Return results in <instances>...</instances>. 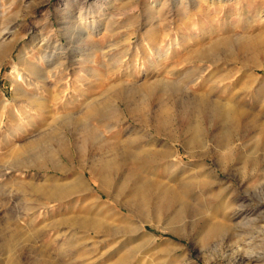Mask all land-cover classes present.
I'll return each instance as SVG.
<instances>
[{"label":"rangeland","instance_id":"1","mask_svg":"<svg viewBox=\"0 0 264 264\" xmlns=\"http://www.w3.org/2000/svg\"><path fill=\"white\" fill-rule=\"evenodd\" d=\"M235 1H223L215 4L216 6L210 9L205 0H199V2L197 0H0V31L5 27L13 28L12 30L15 31V36H11L13 41L10 46L12 54L0 66V174H3L7 167H13L20 162L17 161L19 156L15 154L11 155V147L6 142V138L10 139L13 147H16L27 143L37 134L36 128L29 125L26 116L22 114L23 107H26L29 114L32 117H36L37 113L34 106L22 105L16 98V88L20 87V85L37 96L43 94L48 98H52L51 94L53 92L60 93V100H55L52 104L53 112L58 111L61 114H66V111L71 110L74 115H81V112L83 115V110H85L89 100L104 99L107 96H112L113 100L121 104L124 115V123L119 128L120 132L116 133L115 131L109 136V141H111L114 147H110L111 145L106 146L102 153H100L98 149L99 145L91 143L90 151L94 153V156L96 155L94 159L92 155L80 156L78 154L75 138L71 133V129L66 127L69 124L64 122L60 124V126H63V131L58 128L55 132L59 133L58 137L55 136L53 139H49L51 141L49 145L56 144L57 139L62 137L65 139L66 153L62 155L57 154L51 158H41V160L39 159V153H36V151L43 148L44 145L29 146L25 148L27 152L21 156V162L26 166L17 169L18 173H14L15 178L13 183L6 184L5 178L0 176V197L6 198L9 191L12 190L11 199L14 201L8 203L7 208L13 205L15 208L17 206L16 209H23V207H26L32 201L30 195L33 193L34 184L38 183L44 186L54 184L58 185V187L67 186V184L73 182L84 171L86 180L89 183L91 182L89 189L82 183V186L77 191L69 190L63 195L64 197L58 198L59 200L50 201L47 198L44 199V205H52L54 207L52 212L43 215L41 213L42 209L38 208L35 210V220L31 229L22 227L24 230L26 229L25 235H34L32 237L37 241V245L32 247L31 241H28L26 237H21L19 238V241H21L19 245L21 247L29 253L36 248L42 247L48 250V253L56 257V259H60L59 264H70L72 258L58 254L60 253L58 249L59 241L56 240L57 228L62 226L66 217L73 218L76 221L82 218L104 217L103 220L108 223L109 219L105 215L111 207L117 208L119 212L127 213V209L113 197L108 196L100 190L98 180L84 167L95 166L101 157L109 158L114 156L117 152L115 151L116 149L122 150L124 148L123 145H131L134 138L151 140L147 146L148 148L154 146L160 148L163 144L167 143L165 136H156L152 131V126L143 125L146 123H143L140 119L143 115L152 118L154 113L152 109L155 107V102L147 98L149 89L146 86L160 80L163 81L165 78L176 80V76L172 75L168 69H171L174 65H177V68L192 65L193 63H189L192 60V56L188 55L187 50L192 49V47L196 48L200 43L201 45L209 44L218 35L231 32V30V33L245 36L260 33L264 41V23L256 22L254 25L248 26L245 21L246 19H253V15L262 4L260 0H248L252 4L247 9L249 11L243 13L241 17L238 16V10L235 9L231 17L228 18L231 21V25L227 28L223 27V22L227 19L226 9H223V7L228 8ZM81 12L89 15V22L95 21L92 23L97 30L95 32V39H97V43H99L103 50L111 49V54L121 55V57L126 58L125 52L127 49L138 46L139 56L135 57L137 66L134 68V76L139 77L130 79V82L132 84L135 83V85L144 84L145 88L141 90L142 95L132 85L129 88L113 86L115 81L118 82L124 76L117 72L110 73L109 77L105 76V63L107 62L103 59L100 52H98L100 55L98 61L80 60L82 58V51L79 46V40H76V43L69 42L65 31L70 25L77 24L75 17ZM241 18H244L243 22H239ZM110 28H113L112 32ZM78 30L80 29L76 30L75 37L80 34ZM156 31L159 33H156ZM40 34H43L45 37L51 36L66 51L62 57L67 60V63L64 64L65 66H62L64 71L60 76V82L57 84V81L53 78L49 81L51 86L48 88H43L41 85H38V87L30 86L26 82L22 83L21 80L16 81L15 73H13L14 64L20 69L25 68L22 61L23 58L19 53L24 47H26L29 58L34 60V58L38 57L37 49L31 43ZM173 38H177L179 41L183 38H188V48L185 49L180 45L174 46L168 58L159 62L157 45L164 51L168 48ZM90 50L92 51V49ZM147 52H149L148 55L152 56L153 63L151 59H148L149 56L146 57ZM141 55L143 56V60L140 58ZM81 66L84 68L83 70H79ZM237 68L238 66L233 61L216 67L215 73L208 80L209 83L204 82L199 86H192L191 84L188 93H203L206 88L209 89V84L214 83V80L218 79V77L233 73ZM140 69L144 70L147 75L143 73L140 75L137 72ZM251 73V70H242L241 78L237 79L234 87L226 92L227 95L223 99L228 100L232 97V94H235L237 95L236 100L240 99L244 102L247 109L259 116H264V69L257 75L259 80L254 83L253 89L250 91L247 89L248 84H246V81L249 79L248 75ZM104 77L108 78L103 79ZM230 82L231 80L227 81V83ZM101 84L103 87H101ZM137 92L147 102L145 104L146 108H143V115L131 112L128 107L130 103L136 100L134 99V95ZM222 94L219 92V97H222ZM4 100L9 103L8 108L4 107ZM18 106H23L21 107L22 110ZM16 118L19 120V124L16 122ZM37 119L38 123H41L38 117ZM173 123L174 125L171 127L172 131L176 133L177 137L180 136V141H177L178 143L174 142V144H178V147L180 146L179 158L183 159L186 165H180L174 160V157H171L170 160L168 159L164 163L160 162L158 168L153 173L140 172L141 177L148 178L151 181L153 190L151 193L152 202L159 201V191L163 187H166V185L167 187L176 189L178 192H182L183 183L192 181L197 186L196 188L193 186L192 193L183 195L184 199L196 207L206 203V200L212 196L213 192L206 191L204 186H200L197 183L203 176H196L197 172L201 169L200 164L204 163L208 167L216 169L219 179L226 183H231L232 188L228 197H226L227 199L223 198L215 206L216 210L209 209L207 212L204 210L203 215L206 214L205 216L209 220L221 219L222 215L226 214L228 217L231 209L236 208L241 214L229 217V220L227 219L235 228H231L221 236L213 238L205 247L198 243L196 239L198 226L200 225L197 219L201 217V214L185 215L183 219L176 222L165 217L151 218L150 223L146 225L145 230L147 231V235L142 238L143 240L125 239V237L118 236L115 233L114 235L108 234L105 231L94 234L95 236L92 239L84 238L83 241L88 243V247L91 249L84 259L92 261L93 264H112L123 256L126 257V261L123 264L264 263V148L262 146H255V142L260 135L258 133H254L253 137L246 135L244 137V133L242 136L238 135L236 145L231 149H222V152L214 142L208 141L206 147L203 149L204 154L196 158L188 155L187 150L181 144V141H184L188 137L189 132L183 130L175 120ZM18 125L26 128L28 132H22L18 128ZM41 129H47L44 122L41 123ZM84 129L85 126L82 123H75L74 130L83 133ZM10 130L17 131V137H13L9 133ZM64 132H68L67 135L70 138ZM118 146L122 147L118 148ZM229 152L233 153L234 160L222 162L223 167H221V159L219 157L223 153ZM60 156H62L61 164H56V159L60 158ZM237 157L247 160L253 159L254 166L241 162L238 163ZM125 173L123 174L122 171L115 173L113 179L115 184L111 187V192L118 194V198L122 201H126L132 196L130 192L132 190L126 185L129 175L127 172ZM231 196L235 199L233 203H229V200L232 199ZM226 207L229 208L227 209ZM0 209V213H3L5 207L0 205ZM172 212L174 211L172 210L170 213ZM29 219L26 216L24 220L28 223ZM134 219L138 220L139 218L135 216ZM193 220H196L195 223L193 222L196 224L194 228L190 226ZM46 225H49V227ZM178 225L185 226L181 230L183 235L172 231L171 228H175ZM203 227L205 228L206 226L203 224L199 229L201 230ZM35 230L40 231L41 235L35 236ZM233 233L236 235H233ZM155 237L157 238L155 239ZM30 257L33 258V255H30ZM39 257L42 258V255Z\"/></svg>","mask_w":264,"mask_h":264},{"label":"bare ground","instance_id":"2","mask_svg":"<svg viewBox=\"0 0 264 264\" xmlns=\"http://www.w3.org/2000/svg\"><path fill=\"white\" fill-rule=\"evenodd\" d=\"M197 1L199 2V0ZM205 1L207 2L209 8L213 9L216 6L215 4L231 0ZM260 1L262 4L253 15V19L245 20L248 26L252 24L254 25L256 22L264 23V0ZM251 4L252 3L248 0H236L232 6L228 8L223 7V9H226L225 13L227 14V19L223 22V27L227 28L231 25V21L228 18L231 17L235 9L238 10V16L241 17L243 13H247L249 11L247 9ZM75 20L77 24L70 25L66 28L67 30L65 29V32L66 38L69 39V42L76 43L79 40V46L82 51V58L80 60L98 61L100 57L98 52H100L103 59L107 62L105 63V76L109 77V74L114 72L120 73L124 76V78L119 79L118 82H113V86L129 88V86L132 85L133 87L135 86L139 94L142 95L141 90L145 88L144 84L135 85V83L132 84L130 82V79L139 77L134 76V68L137 66L135 57L139 56L138 46L128 48L127 51L125 50V56H127L126 58L121 57V55H113L110 53L111 49L103 50L99 43H97V39H95V32L97 30L95 25H92L95 21L91 19L92 22H89V15L87 13L81 12L75 17ZM243 21L244 18L239 19V22ZM12 29L10 27H5L0 31V66L7 60L9 55L12 54L10 46L13 41L11 36L15 33ZM77 29H80L78 30V32L80 31V34H78L76 38L75 33ZM110 31L112 32L113 28H110ZM158 31H156V33ZM231 32L218 35V37L209 44L201 45L200 43L196 46V48L192 47V49L187 50L188 55L192 56V60L189 63L193 64L189 66L186 65V67L182 66L181 68H177V65H174L171 69H168L172 75L176 76V80L165 78L163 81L160 80L146 86L149 89L147 98L155 102V107L152 109L154 111L152 118H148V116L143 115V108L147 102L144 101L145 99H142V96H140L138 92L136 93L138 95L134 93V99L136 100L129 104V110L143 115L142 118L139 116L141 121L146 123L143 125H151L152 131L155 135L165 136L167 143L163 144L160 148L155 146L148 148L147 146L150 144L151 140L146 138H134L132 142L130 141L131 145H123L124 148H122V150L116 149L115 151L117 152L114 156L109 158L101 157L98 164L95 166L92 165L89 168L84 167V169L88 170V172L98 180L100 190L108 196L113 197L118 203L127 209V213L122 211L119 212L117 208L111 207L109 212L105 215V217L109 219L108 223L103 220L104 217L82 218L77 221L73 218L66 217L62 226L57 228L58 231L56 240L59 241L58 249L60 253L58 254H63L64 257L67 256L72 258L70 264H93L92 261L84 259V257L87 256L91 250L88 247V243L83 241L84 238L87 237L92 239L95 236L94 234H99L105 231L106 233L108 232V234L114 235L115 233L118 236L125 237V239H142L145 235H147V231L145 229L146 225L150 223L151 218L165 217L176 222L183 219L185 215L201 214V217L197 219L200 225L198 226L196 239L198 243L205 247L213 238L221 236L224 232L231 228H235L233 224H230L228 218L239 216L241 214V212L236 208L231 209V212L228 213V217L226 214L222 215L221 219L209 220L205 216L206 214L203 215L204 210L206 212L209 211V209L216 210L215 206L221 202L223 198L228 197L232 188L231 183H226L225 181L219 179L216 169L208 167L204 163L200 164L201 169L197 172L196 176H203V178L197 183H199L200 186H204L206 191L208 190L213 193L212 196L206 200V203L200 204L198 207L192 205L183 197V195L193 192V186L196 188L197 184H193L192 181H186L183 183L182 192H178L176 189L167 187L166 185V187H163L159 191V201L157 200L156 202H152L151 193L153 190L151 181L148 178L140 176L141 171L149 173L155 172L160 162L164 163L168 159L170 160L171 157H174V160L180 165H186L183 159L179 158L178 153L180 152V146L178 147V144H174V142L180 141V136L177 137L176 133L171 129L174 125V120L177 124L179 123V126L183 128V130L189 132V134L187 133L188 137L184 141H181V144L187 150L188 155L192 157L197 158V156H202L204 154L203 149L206 147V143L208 141L214 142L220 151L222 149H231L236 145V141L238 140L237 136H242L243 133L244 137L245 135L253 137L254 133H258L260 136L257 141L255 140V146H262L264 148V116H259L253 113V111L247 109L244 102L240 99L236 100L237 95L235 94H232V97L228 100L223 99L224 96L227 95L226 92L234 87L237 79L241 78L242 70L252 71V73L248 75L249 79L246 81V84H248L247 89L250 91L253 89L254 83L259 80L257 75H259V73L264 69V41L262 40L260 33L245 36ZM156 36L158 35L156 34ZM187 40L188 38H183L181 41L177 38H173L170 41L168 48L164 51L157 45L158 61L162 62L163 60H166L174 46L180 45L185 49L188 48ZM31 44L37 49L38 57L32 60L27 55L26 47L21 49L19 53L23 58L21 59L25 68L20 69L16 64H14L13 73H15L16 81L21 80L22 83L26 82L30 86L38 87V85H41L43 88H48L51 86L49 81L54 78L58 84L60 82V76L64 71L62 66L67 63V60L62 57L66 52L63 50V46L51 36L45 37L43 34H40L39 37L34 39ZM156 44L158 43L156 42ZM90 49H92V51ZM121 52L123 53V51ZM148 53L149 52L146 53V57L149 56L148 59H151L153 63V58L150 54L148 55ZM140 58L143 60L142 55ZM229 61H233L235 65L238 66L233 73L228 71L230 74L224 75L220 78L218 77V79L214 80V83L209 84V89L206 88L203 93H188L191 84L192 86H199L204 82L209 83L208 80L215 73L216 67L223 66ZM83 69L84 68L81 66L79 70ZM137 72H139L140 75L141 73L147 75V73H145L142 69ZM106 78L104 77L103 79ZM229 80H231V82L227 83ZM101 87H103L102 84ZM219 92L223 93L222 97H219ZM15 93L16 98L22 105H33L37 113L36 117H32L29 114L28 109L21 106L23 107L22 114L26 116V120H28L29 125L33 126L37 130V134L34 138L27 143L16 147H13L10 139L6 138V142L11 147V155L15 154L19 156L17 161L20 162L22 161L21 156L27 152L25 148L33 145H35V147L37 145H44L43 148L40 147L41 149H37L36 151V153H39V159H45L47 157L51 158L57 154L62 155L63 153H66L65 139L62 137L57 139L56 144L49 145V142H51L49 139H53L55 136L58 137L59 133H55L57 129L59 128L63 131V126H60V124L64 122L69 124L66 127L71 129V133L75 138V145L80 156H94V153L90 151L91 143L99 145L98 149L100 150V153H102L106 146L111 145L110 147H114L111 141H109V136L115 131L116 133H119V128L124 123L122 106L120 103L113 100L112 96H107L104 99L89 100L86 104L85 110H83V115L82 112L80 113L81 115H74L71 110L66 111V114H61L58 111L53 112L52 104L55 100L58 101L61 98V95L58 92H53L51 94L52 98H48L43 94L37 96L22 88L20 85V87L16 88ZM66 105L68 106V104ZM4 107H9V103L5 100ZM21 107L18 106L20 110H22ZM37 117L40 119L41 123L44 122V125L47 126L46 130L41 129V123H38ZM16 122L19 124V120H17V118ZM76 122L82 123V125L85 126L83 133L78 130H74ZM18 128L22 132H28L26 131V128L21 127L20 125H18ZM9 133L13 137H17L18 135V132L14 130H10ZM67 133L68 132H64L66 136H68ZM139 135L141 136V134ZM68 138L70 137L68 136ZM115 145L117 144L115 143ZM121 147L118 146V148ZM233 156V153L230 152L223 153L221 157L218 156L219 159H221L220 166L223 167L222 162L224 161H233V158H235ZM95 157L96 155L93 159ZM61 158L62 156L56 159V164H61ZM236 159L238 160V163L241 162L246 165H253V159L247 160L242 157H237ZM20 162L13 167H7L5 172L0 174L1 177L5 178L6 184H12L15 178L14 173L17 172V169L24 168L23 166H26ZM121 171L123 174H126L125 172H127L129 175L126 185H128L132 190L130 191L132 196L126 201L120 200L118 198V194L111 192V187L115 184V181H113L114 174ZM82 183L89 189L91 182L89 183L86 180L85 171L73 182L67 184V186L58 187V185L54 184L47 186L38 183L34 184L33 193L30 195L32 197V201H30L26 207H23V209H16L17 206L15 208L13 205L7 208L8 203H11L12 201V190L9 191L6 198L0 197V205L5 207L3 213H0V264H59L60 259H56V257L48 253V250L42 247L36 248L30 253L21 247L19 245L21 242L19 241V238L21 237H26L28 241H31L32 247L37 245V241H35L32 237L33 234L25 235L26 229L24 230L22 227L31 229L35 220V210L38 208L42 209L41 213L43 215H47L52 212L54 207L52 205H44V199L47 198L50 201H55L56 199L59 200L58 198H61L69 190L77 191L80 186H82ZM234 200L235 199L232 197V199L229 200V203H233ZM172 210L174 212L170 213ZM132 215L134 217L137 216L139 219L135 220ZM26 216L30 218L28 223L24 220ZM195 221L196 220H193L190 223L192 228L196 226V224H194ZM203 224L206 227H203V229L200 230L199 228L203 226ZM49 225L46 226L49 227ZM184 227V225H178L171 229L173 232L183 235L181 230H183ZM38 235H41L40 231H36L35 236ZM233 235L236 234L233 233ZM156 238L157 237H155V239ZM30 255H33V258H31ZM41 255L42 258L39 257ZM125 261L126 257L123 256L118 258L112 264H123Z\"/></svg>","mask_w":264,"mask_h":264}]
</instances>
